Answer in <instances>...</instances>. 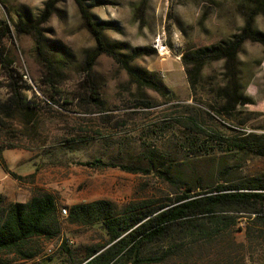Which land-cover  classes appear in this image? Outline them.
Segmentation results:
<instances>
[{
	"label": "rangeland",
	"instance_id": "obj_1",
	"mask_svg": "<svg viewBox=\"0 0 264 264\" xmlns=\"http://www.w3.org/2000/svg\"><path fill=\"white\" fill-rule=\"evenodd\" d=\"M50 1L54 6L42 25L43 42L48 56L65 66L52 85L45 79L32 37L15 30L19 23L41 19ZM82 1L94 22L104 28L107 45L118 54L99 57L89 76L87 63L96 42L76 0H0V53L10 63L8 70L0 62V105L18 89L33 112L8 120L0 113V147L6 149L0 162V194L6 205L27 203L41 194L52 195L57 203L53 234L30 240L20 253L0 254V264H78L91 249L105 245L107 236L100 225L72 224L68 217L61 218L63 207L106 200L118 212L141 204L151 211L175 197L168 179L157 174L94 169L85 166L87 162L132 165L145 147L153 145L169 155L180 175L193 173L203 186L238 185L264 175V158L229 151L214 138L264 132V48L247 42L239 55L241 92L250 103L237 108L238 121L229 123L234 130L223 125L218 113L217 91L227 83L224 62H207L194 92L181 59L187 48L208 47L238 34L254 0ZM255 28L264 33L262 16L255 19ZM139 49L146 54L136 56ZM118 59L161 82L168 92L162 96L138 86ZM91 84L100 94L101 110L85 100ZM137 100L154 107L133 109ZM190 111L208 133L206 148L197 155L180 147L171 149L188 139L187 131L175 121ZM158 117L169 122V133L154 136L147 131ZM241 121L244 126L237 124ZM188 162L194 163V171ZM3 163L19 178L8 175ZM254 208L258 207L217 212L228 224L224 228L199 216L207 236L185 238L176 229L146 245L143 256L159 261L152 264H229L242 263L244 258L256 264L264 260V207L259 220L248 212ZM47 248L56 252L46 257Z\"/></svg>",
	"mask_w": 264,
	"mask_h": 264
},
{
	"label": "trees",
	"instance_id": "obj_2",
	"mask_svg": "<svg viewBox=\"0 0 264 264\" xmlns=\"http://www.w3.org/2000/svg\"><path fill=\"white\" fill-rule=\"evenodd\" d=\"M76 1L84 16L86 28L96 42L95 49L90 54L87 63L89 76V72L93 70L99 57L108 55L117 58L118 54L107 45L104 28L94 22L85 3L82 0ZM53 4V1L47 3L41 19L19 23L15 27L16 31L32 37L41 65L46 71L45 79L50 85L58 80V72L65 68L61 61H55L48 56L47 48L43 42L42 25L52 15ZM258 16L264 18V0L253 1V9L244 16L243 27L231 39L221 40L208 47H190L181 53L188 81L194 92H197L200 77L207 62H224L227 83L217 91V96L220 99L218 113L223 117L222 121L219 120L229 129L234 128L229 123L238 121L236 117L237 108L250 103V100L245 98L241 92L238 59L247 42L257 43L264 48V33L255 28V19ZM136 52V56L146 54L145 49H139ZM118 60L138 86L151 89L162 96L168 92L161 82L138 72L129 61ZM0 62L9 70L10 63L2 58L1 53ZM12 76V72L9 71V77L12 78ZM18 92L19 90L15 89L13 97L6 104L0 105V113L6 117V120L15 119L20 115L30 116L33 114L30 106L24 103L22 95ZM85 100L87 102L92 101L98 110H101L100 94L92 84L90 94ZM153 107L154 105L144 103L143 100H137L133 109L149 110ZM188 113L187 117H180L175 121L177 126L187 131L188 139L179 146L175 143L171 149L177 150L180 147L182 150H188L190 154L196 153L197 155V153L205 150L206 139L204 140V138L208 133L192 117L193 112ZM205 114L214 123L222 125L214 115ZM29 121L28 119L27 123ZM168 124L169 122L164 117H158L154 124L147 127V131H151L154 136L165 135L170 132L171 126ZM237 124L244 126L242 121ZM238 133L239 136L231 139L218 135L213 137L216 142H221L222 146H227L229 151L245 156L264 158V132L241 131ZM4 150L6 149L0 147V162L3 161ZM168 158L169 155L166 152L149 145L145 147L138 156L136 163L132 165H124L115 161L103 162L100 159L85 163V166L94 169L120 168L133 174H157L161 178H167L176 192L174 193L175 197L169 199L168 203L151 211L141 204L118 212L115 205L106 200L71 206L68 219L72 224L84 227L98 224L107 236L105 245L91 249L87 259L78 264H152L159 262L157 259L143 256V249L146 245L164 239L176 229L185 238L193 237L196 234L207 236L205 223L197 220L199 216L212 220L211 222L215 226L227 227L228 224H226L225 219H219L220 217L215 214L228 211V207H258L249 209L248 212L252 215H258L255 220L260 219L261 216L259 215L263 214L260 207H264V175L238 185L207 184L203 186L200 185L193 173L189 177L180 175L175 170V163ZM188 164L190 169L194 171V163L188 162ZM2 165L8 175L19 178L15 173L9 171L6 163ZM199 188L203 191L198 192ZM56 212L57 203L50 194L35 196L27 203H11L9 205H6L5 196L0 194V254L4 252L20 253L30 240L50 237L53 234L51 229ZM250 240L257 243L253 235H250ZM229 264L253 263L244 258L242 263L232 261ZM256 264H264V260Z\"/></svg>",
	"mask_w": 264,
	"mask_h": 264
},
{
	"label": "built area",
	"instance_id": "obj_3",
	"mask_svg": "<svg viewBox=\"0 0 264 264\" xmlns=\"http://www.w3.org/2000/svg\"><path fill=\"white\" fill-rule=\"evenodd\" d=\"M68 215H69V209L67 208V207H63V208H61V210H60V216H61V218H67L68 217ZM69 244H72V242L71 241H69ZM56 252V249H54V248H47L46 250H45V256L47 257V256H51V255H53L54 253Z\"/></svg>",
	"mask_w": 264,
	"mask_h": 264
}]
</instances>
